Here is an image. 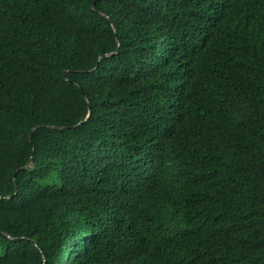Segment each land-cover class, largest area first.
I'll return each instance as SVG.
<instances>
[{"label": "trees", "instance_id": "1", "mask_svg": "<svg viewBox=\"0 0 264 264\" xmlns=\"http://www.w3.org/2000/svg\"><path fill=\"white\" fill-rule=\"evenodd\" d=\"M0 264H264V0H0Z\"/></svg>", "mask_w": 264, "mask_h": 264}, {"label": "water", "instance_id": "2", "mask_svg": "<svg viewBox=\"0 0 264 264\" xmlns=\"http://www.w3.org/2000/svg\"><path fill=\"white\" fill-rule=\"evenodd\" d=\"M54 127H57V126H54Z\"/></svg>", "mask_w": 264, "mask_h": 264}]
</instances>
